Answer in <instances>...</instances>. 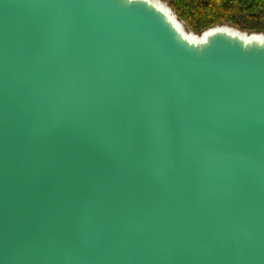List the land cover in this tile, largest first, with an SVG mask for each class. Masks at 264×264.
Returning <instances> with one entry per match:
<instances>
[{
	"label": "water",
	"instance_id": "95a60500",
	"mask_svg": "<svg viewBox=\"0 0 264 264\" xmlns=\"http://www.w3.org/2000/svg\"><path fill=\"white\" fill-rule=\"evenodd\" d=\"M0 264H264V37L0 0Z\"/></svg>",
	"mask_w": 264,
	"mask_h": 264
},
{
	"label": "trees",
	"instance_id": "16d2710c",
	"mask_svg": "<svg viewBox=\"0 0 264 264\" xmlns=\"http://www.w3.org/2000/svg\"><path fill=\"white\" fill-rule=\"evenodd\" d=\"M197 33L231 22L242 30L264 31V0H164Z\"/></svg>",
	"mask_w": 264,
	"mask_h": 264
},
{
	"label": "rangeland",
	"instance_id": "374dc122",
	"mask_svg": "<svg viewBox=\"0 0 264 264\" xmlns=\"http://www.w3.org/2000/svg\"><path fill=\"white\" fill-rule=\"evenodd\" d=\"M157 1L163 3L165 6L170 7L169 4H168L166 1H164V0H157ZM170 8H171V7H170ZM171 9H172V8H171ZM172 11L175 13V11H174L173 9H172ZM175 14H176V13H175ZM176 15H177V14H176ZM178 18H179V17H178ZM180 20H181V19H180ZM181 22H182L183 26L185 27L186 31H187L190 35H193V36H196V37H201L204 33L207 32V31H206V32H204V33H197V32H195V31H193L192 29H190V28L186 25V23H185L184 21L181 20ZM219 27H221V28H226V29H229V30L234 31V32H239V33L245 35L246 37H248V36H253V35H260V36L264 37V31L242 30L240 27H238L237 25H235V24H233V23H231V22H224V23L218 24V25H216L215 27H213V28H211V29L219 28ZM209 30H210V29H209ZM209 30H208V31H209Z\"/></svg>",
	"mask_w": 264,
	"mask_h": 264
},
{
	"label": "bare ground",
	"instance_id": "6f19581e",
	"mask_svg": "<svg viewBox=\"0 0 264 264\" xmlns=\"http://www.w3.org/2000/svg\"><path fill=\"white\" fill-rule=\"evenodd\" d=\"M164 6H165V5H164ZM183 28H184V31H185L186 35H187L189 38H191V39H197L196 36L190 35V34L186 31V29H185L184 26H183Z\"/></svg>",
	"mask_w": 264,
	"mask_h": 264
}]
</instances>
